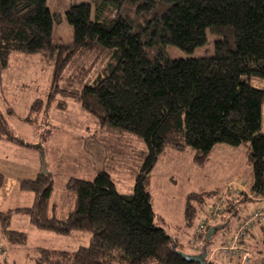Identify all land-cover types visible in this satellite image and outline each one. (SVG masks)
Instances as JSON below:
<instances>
[{"label":"trees","instance_id":"1","mask_svg":"<svg viewBox=\"0 0 264 264\" xmlns=\"http://www.w3.org/2000/svg\"><path fill=\"white\" fill-rule=\"evenodd\" d=\"M46 1L0 0V71L13 54L48 55L54 61L50 91L46 100L32 102L31 113L59 94L78 100L101 127L141 137L147 156L131 193L120 192L103 170L93 180L70 178L66 192L76 204L65 218L49 214L52 173L20 180V190L32 193L34 203L0 211L2 233L11 244L27 241L26 232L10 229L16 214L59 235L91 233L90 245L75 251L35 248L36 264H201L183 257L185 245L156 226V220H165L153 208L151 174L168 150L192 148L193 162L204 166L216 144H248L253 169L248 191L187 196L186 221L200 214L208 223L201 231L200 221L192 239L204 245L212 239L210 228H227L238 214L237 201L264 198V88L251 82L264 79V0H91L66 12L73 27L69 45L54 42L61 16ZM207 30L222 37L212 56H169L168 45L185 51L204 45ZM0 140L36 148L13 131L1 107ZM4 181L0 171V187ZM219 195L224 209L210 221V199ZM205 262L221 264L208 253Z\"/></svg>","mask_w":264,"mask_h":264},{"label":"rangeland","instance_id":"2","mask_svg":"<svg viewBox=\"0 0 264 264\" xmlns=\"http://www.w3.org/2000/svg\"><path fill=\"white\" fill-rule=\"evenodd\" d=\"M85 2L91 3V0L46 1L49 10L61 16L60 22L55 24L53 30L55 43L69 45L73 42V27L66 19V12L72 5ZM221 38L220 35L207 30V42L192 51H185L174 45H168L166 49L172 59L209 57L214 54L215 43ZM53 64L54 61L45 54L27 57L19 53L13 54L8 68L0 71L1 110L13 131L36 147L25 148L27 152L22 154L14 153L18 163L12 164L6 161V156H9L8 148L1 146L0 169L5 174L7 183L17 173L20 174L21 167L31 171L35 168L38 171L39 167L41 171L52 173L54 188L50 198L49 214L65 218L74 210L76 204L75 197L69 196L66 192V184L70 178L93 180L97 173L103 170L110 173L120 192L131 193L136 175L147 156V146L143 139L135 134L112 126L101 127L92 114L82 109L78 100L65 98L60 94L49 106L31 113L32 102L38 98L46 100L48 96ZM251 82L256 87L264 88L262 78L253 77ZM8 108L13 109L15 113L8 114ZM262 116L264 132V108ZM31 151L36 152L28 156L26 153ZM248 151V144L240 146L216 144L204 166L193 162L192 148L185 152L168 150L160 158L151 174V193L154 210L165 223L156 220L155 224L165 228L169 235L182 242L186 254L193 255L197 251L200 253L206 247L211 259L213 253H216L215 261L221 264H238L237 260L226 261L220 257L217 246L234 229L240 217L261 207L258 206L259 202L237 201L238 214L230 218L227 228L217 229L210 243L205 245L202 240L192 241L195 236L194 229L203 215L195 216L189 224L186 221V202L187 196L192 192L217 191L223 195L231 192V196H236L241 190L246 189V184L250 186L253 182V169L248 160ZM229 182L232 183L228 184ZM216 198L209 201L213 204ZM26 204L23 199L17 201L15 196L11 195L1 208L15 209L18 208L16 206ZM10 229L26 232L27 241L23 244H11L1 228L0 241L17 247L19 259H23L28 253V264H36L34 250L37 247L75 251L91 243V233L74 231L70 235H59L40 230L20 218L12 221ZM261 246L262 244L258 247Z\"/></svg>","mask_w":264,"mask_h":264},{"label":"crops","instance_id":"3","mask_svg":"<svg viewBox=\"0 0 264 264\" xmlns=\"http://www.w3.org/2000/svg\"><path fill=\"white\" fill-rule=\"evenodd\" d=\"M8 109H11V108H8ZM11 110H12L11 111L12 113H15L13 109H11ZM262 112H263V110H262ZM8 114H10V113L8 112ZM262 126H263V116H262ZM1 146H5L6 148H8L9 156H6L7 157L6 161L11 162L12 164L18 163L17 158L14 156V153L22 154L23 152H27L25 148L28 149V147L20 146V145L14 144V143H10V142L5 141V140H0V147ZM29 149H32V148H29ZM35 152L36 151H31L30 153H26V154H28V156H29L31 154H35ZM34 162H36V161H34ZM36 164L38 165V163H36ZM19 169H20V174L17 173V175H15L9 183L6 182V178H5L3 186L0 187V211H7V210L12 209V208H9V209L4 210L1 208L4 205L5 201H7L11 197V195L15 196L17 201H22V199H23L25 201V203H27L26 205L16 206L18 208L19 207H28L34 203V195L32 193H29V192L21 191L19 188V181L22 179H33V178H35L41 172V168L38 167L39 172L37 171V168H35L33 171H31V169H27L26 167L25 168L21 167ZM0 171H1V169H0ZM151 180H152V176H151ZM231 183L232 182H229L228 184H231ZM237 184H238L237 186H239L240 183L238 182ZM245 188H246L245 190L248 191L249 185L246 184ZM2 196H5V197H2ZM254 201L259 202L258 206L264 207V198H255ZM15 218H20L23 220V222H26V221L29 222L28 219H26V217H24L23 215H20V214L14 215L12 221ZM234 229H235V227H234ZM234 229H232V231ZM232 231H231V233H232ZM256 232H257L256 235L252 236L248 241H246V244L248 246L253 247V248H257V250L259 251V253L261 255L258 258H256L250 264H264V261H263V259H264V222L258 224V226L256 228ZM231 233H229L225 238H227ZM261 244H262V246L258 247ZM254 245H255V247H254ZM18 253H19V250L17 247L12 246V245H8L4 241H0V264H28L27 263L28 253L26 254V257H23V259H19ZM197 253H199V251L194 252V254H197ZM215 254L216 253H213V260H215ZM235 262H237V261H235Z\"/></svg>","mask_w":264,"mask_h":264},{"label":"built area","instance_id":"4","mask_svg":"<svg viewBox=\"0 0 264 264\" xmlns=\"http://www.w3.org/2000/svg\"><path fill=\"white\" fill-rule=\"evenodd\" d=\"M224 197L219 196L212 204L209 203L210 221L217 217L224 209ZM264 222V207H258L241 217L235 226L233 232L227 239L223 240L217 246V253L224 260L234 259L240 264H250L261 254L255 248L248 246V241L252 236L256 235L258 224ZM208 226L206 221H202L199 230L203 231ZM264 261V259H263Z\"/></svg>","mask_w":264,"mask_h":264},{"label":"water","instance_id":"5","mask_svg":"<svg viewBox=\"0 0 264 264\" xmlns=\"http://www.w3.org/2000/svg\"><path fill=\"white\" fill-rule=\"evenodd\" d=\"M44 169V168H43ZM44 173H47L46 170H43ZM215 233V228L212 227L210 228V230L207 233V238L210 239V237ZM182 256L187 258L188 260H195L201 264H206L205 259L207 257V251H204L201 254H194V255H190V254H185L182 253Z\"/></svg>","mask_w":264,"mask_h":264}]
</instances>
